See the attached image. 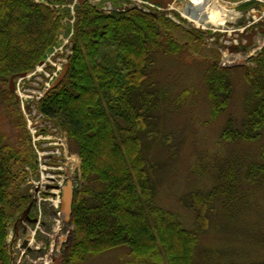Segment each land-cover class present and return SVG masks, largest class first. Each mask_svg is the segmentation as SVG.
Instances as JSON below:
<instances>
[{"label": "trees", "instance_id": "16d2710c", "mask_svg": "<svg viewBox=\"0 0 264 264\" xmlns=\"http://www.w3.org/2000/svg\"><path fill=\"white\" fill-rule=\"evenodd\" d=\"M70 1L0 0V90L15 131L11 142L0 129V264H10L9 224L29 204L21 192L22 167L35 159L9 79L33 70L58 44L65 13L53 5ZM75 11L67 72L38 104L40 112L65 129L70 150L81 159L82 186L73 195L72 238L64 246L62 263L86 261L125 245L126 264H199L200 233L208 227L212 204L233 185L234 171L229 169L209 190L182 197L195 213V227L189 229L157 204L153 172L159 164L148 158L145 147L164 100L162 88L148 81L157 55L185 51L176 29L192 43L201 42L203 35L162 13L135 7L108 14L82 0ZM229 76L215 61L206 66L210 119L229 107ZM244 77L250 88L243 100L244 117L238 126L232 117L226 119L219 134L225 141L263 134L264 46L245 67ZM261 156L262 161L247 166L245 179L264 186V150Z\"/></svg>", "mask_w": 264, "mask_h": 264}, {"label": "rangeland", "instance_id": "374dc122", "mask_svg": "<svg viewBox=\"0 0 264 264\" xmlns=\"http://www.w3.org/2000/svg\"><path fill=\"white\" fill-rule=\"evenodd\" d=\"M97 9L108 13L117 14L121 10L110 7V3L116 6L129 5L143 9L144 12H158L171 19L184 29H196L202 33L201 42L192 43L184 35L183 30L174 31L180 42H185L186 49L177 55L158 54L154 66L149 71L148 81L154 82L164 91V100L158 110L153 136L146 141L145 147L148 158L158 163L153 172V182L156 188L155 200L157 204L171 211L184 227L192 229L195 227V213L182 202V197L193 190L207 191L219 182L220 176H225L229 169L234 171L233 185L214 202L209 212V224L207 229L200 233L199 243L196 245L197 259L199 264H256L264 262V186L258 182L245 179V170L252 162L262 161L261 152L264 150L263 134L254 140L225 141L220 138V131L226 119L232 117L234 125H240L244 117L243 100L249 91V85L244 77L245 67L253 64V59L264 46V16L261 17L259 6L264 5V0H220L227 8L239 11L242 16L235 23L225 24L224 29L241 28L247 26L248 31L255 28L254 37L246 40V34L238 39L236 43L224 45L218 40L209 42L207 36L200 27L195 28L186 19H180L178 13L171 14L164 9H150L137 0H85ZM146 1V0H143ZM253 1L249 5L247 3ZM199 5L200 2L196 1ZM77 0H71L67 4H54L60 12L65 13L63 27L60 29L58 44L54 46L43 59V64H37L33 74L15 77V89L11 91L14 97V107L19 109L24 120L25 128L30 136V144L35 157L33 164H25L22 174L25 181L22 188L31 179L37 181L40 177V161L42 166L50 165L52 161L65 169L72 166L74 161L71 156H78L69 148L68 140L65 141V149H59V155L52 153L56 151L53 139H47L49 145L42 147V143L36 140L27 125V118L23 107L29 104L30 112L39 110V101L46 92H42L37 98L26 95L25 88L35 91H43L46 87L44 71H54L43 65H60L68 61L71 53V35L76 17ZM159 6L158 3H155ZM260 13L261 23L252 22V11ZM256 14V13H255ZM256 16V15H255ZM263 37V38H261ZM239 53L242 57L236 58L235 63L230 66L222 65V54L224 52ZM230 73L232 84V99L227 111L215 119H210V105L206 93L205 69L211 62ZM39 68V70H38ZM61 70V69H59ZM55 71L59 75L60 71ZM50 80V88L55 81ZM33 88V89H32ZM27 90V89H26ZM22 92V95L20 93ZM57 131L63 136L67 133L63 127L49 119ZM0 129L6 134L9 141H14L15 131L10 123L6 110V102L3 100L0 90ZM50 135L49 128H40L37 135ZM39 135V136H41ZM67 135V134H66ZM67 137V136H66ZM59 142V141H57ZM53 146V147H51ZM43 153V154H42ZM45 153V154H44ZM53 154V155H52ZM54 156V157H50ZM79 157V156H78ZM73 193L75 194L82 186L80 173V157L78 173H74ZM32 191L26 195L29 204L24 205L15 212L8 227L7 249L10 256V264H43L50 248V235L53 232L54 219L60 215V206H54L49 199H32ZM45 197L54 200V195L47 194ZM31 204V205H30ZM30 217L41 216L40 229L36 227L38 222L26 221L30 230H34V243L29 248L22 246V241L28 234L22 231L20 223L15 225L16 219L28 207ZM14 214V215H15ZM66 231L58 232V244L56 251L60 253L61 260L57 264H63L65 257L64 246L72 238V226L65 223ZM48 231V235L42 234L40 230ZM40 246V247H37ZM23 249L25 252H23ZM128 247L118 246L98 255L89 257L86 261L73 264H126Z\"/></svg>", "mask_w": 264, "mask_h": 264}, {"label": "built area", "instance_id": "2783aa9c", "mask_svg": "<svg viewBox=\"0 0 264 264\" xmlns=\"http://www.w3.org/2000/svg\"><path fill=\"white\" fill-rule=\"evenodd\" d=\"M145 6L147 10L150 9H161L163 10V8L161 6L156 5L155 3H152L148 0L143 1L140 0ZM167 11V10H165ZM256 21L255 19H252V22ZM189 22V21H188ZM247 26H243L241 27V29L244 30V28H246ZM207 36L206 40H208L210 43L213 42L215 39L218 40L219 42H221L224 45H230L232 43H236L238 41V39H240V37L238 38H230L227 37L226 33L228 29H224L225 32H221V33H217L214 32L210 29H204L202 28ZM239 29V28H238ZM239 57H242L239 53H230V52H224L222 54L221 60H222V65L224 66H230L233 65L235 63H238L239 61L236 59ZM238 61V62H235ZM44 67L49 68V69H54V71L49 72L48 70H44L43 68L41 69V71H44V78L48 81H46V87H44L43 91H35V90H31L30 88H25V92L26 95L28 93V96H30V98H32V96L34 95V98H37L41 95L42 92H44L49 86H50V80H53V77L55 75V71H58L60 69V65H57L53 67V65H43ZM33 74V73H32ZM31 75V74H30ZM56 77V75H55ZM27 89V90H26ZM33 89V88H32ZM29 92H33L29 93ZM20 93V92H19ZM43 94V93H42ZM20 95H22V92L20 93ZM23 96V95H22ZM24 105V103H23ZM28 107H30V105H28ZM28 107L26 109H24L25 111V116L27 118V125L29 126L30 132H32L33 136H35L36 140H39L42 145L43 144H47L49 145L47 142L44 143V141H46L47 139H53V144L56 146H62L65 149V141L67 139V133L63 136V134L61 133V131H57L55 126L53 125V123H51V121L42 113L40 112V110H33L32 112H30V110L28 109ZM40 128H49V131H51V136L47 135V136H43L41 134L37 135V130H39ZM41 135V136H39ZM42 139V140H40ZM46 139V140H45ZM59 141V142H57ZM47 145H43L42 147L46 148ZM53 147V146H51ZM56 151H51L52 153H56L57 156L59 155V149L58 147L55 148ZM43 154V153H42ZM45 154V153H44ZM53 155V154H52ZM50 157H54V156H50ZM78 159L79 161V157L78 156H71V160L75 162V158ZM40 161V177L37 179V181L31 179L30 181V190L32 191V198L33 200L38 201L39 199H44L47 200L49 199L50 201H53V199L51 198H47L45 197L47 194L50 195H54V199H57L58 201L60 200V195H61V188L63 187V185L65 184V182H67L68 180V169H65L64 167H62L61 165H57L56 163H54V161H52V163H50V165L45 164L44 166H42V162H41V158H39ZM74 163L72 166L73 167ZM44 167V168H43ZM52 190L54 191H58L56 193H53ZM60 192V194H59ZM58 207V205H57Z\"/></svg>", "mask_w": 264, "mask_h": 264}, {"label": "bare ground", "instance_id": "6f19581e", "mask_svg": "<svg viewBox=\"0 0 264 264\" xmlns=\"http://www.w3.org/2000/svg\"><path fill=\"white\" fill-rule=\"evenodd\" d=\"M196 1H199L200 4L198 5ZM179 2L178 1L169 2L165 7V10H167V12L171 14L178 13L181 17L185 18L193 25L204 29H210L217 33L225 32L223 28L225 27V24L227 23L235 24L242 16V14L239 11L227 8L226 5L224 3L222 4L220 0H179ZM252 12H253V14L251 15L252 19H255L256 21L261 20V17L264 16V11L261 13L262 14L261 17H256L255 11ZM242 30L243 29L241 28L238 29L232 27L229 30H226L227 31L226 35L227 37L230 38H238L240 37L241 34L240 32H242ZM29 93L33 94V92H29ZM43 145H47V144H43ZM74 158H75L74 166L68 167V179H70L72 183L74 180V173H78V169H79V161L78 159H76V157ZM52 192L56 193L58 191L52 190ZM53 204L54 206H57L59 205V201L57 199H54ZM40 222H41V216L39 215L38 222L36 223L37 224L36 227H38L39 229H40L39 227ZM66 225L67 224H65L62 221L61 215H59L54 219V224L52 225L53 232L50 235V248H49V252L47 253L44 259L43 264H57L51 253L56 251V246L59 243L57 237L58 232L60 231L63 233L64 231H66L67 228ZM20 226L22 228V231L28 234L27 238H29V245L33 244L34 235H35L34 230H30L25 220H22L20 222ZM40 231L42 234H45L46 236L49 234L48 231L42 229ZM23 252H25L24 249Z\"/></svg>", "mask_w": 264, "mask_h": 264}, {"label": "water", "instance_id": "95a60500", "mask_svg": "<svg viewBox=\"0 0 264 264\" xmlns=\"http://www.w3.org/2000/svg\"><path fill=\"white\" fill-rule=\"evenodd\" d=\"M78 1H82V0H78ZM153 2H156V3H159L161 4V6H165V1L164 0H152ZM111 7L113 9L117 8V9H127L128 6L125 5V6H116L114 3H111L110 4ZM260 10L261 11H264V6L261 5L260 6ZM256 13V16H259V12L258 10L255 12ZM263 29H261L262 31ZM254 34L253 31L250 32V36H252ZM42 63V62H40ZM68 66H69V62L66 61L64 64H63V68L62 70L60 71L59 75L57 76V78L55 79V81L53 82L51 88H53L54 86H56L61 80L62 78L64 77V75L66 74L67 72V69H68ZM27 73H22L20 74L19 76H25ZM14 78L15 76H11L10 79H9V89L10 91H14L15 89V86H14ZM49 90V89H48ZM47 90V91H48ZM46 91V92H47ZM22 194L23 195H26L27 194V191L29 189V183H26L23 188H22ZM73 189H72V184L70 181L67 182V184L63 187V194H62V198H61V214H62V219L67 223L70 222V214H71V211H72V200H73ZM31 205V204H30ZM30 205L22 212V214L16 219L15 221V225L19 224L22 220H28L29 222H36L37 221V218H32L30 217L27 213H28V210H29V207ZM29 238H25L23 241H22V246L23 247H26V248H29ZM51 255L53 256L54 260L59 263V261L61 260V254L60 253H51Z\"/></svg>", "mask_w": 264, "mask_h": 264}]
</instances>
